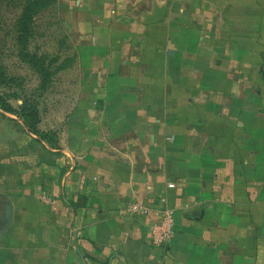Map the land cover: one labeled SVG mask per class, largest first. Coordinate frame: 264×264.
Here are the masks:
<instances>
[{
  "label": "crops",
  "instance_id": "0c3cea01",
  "mask_svg": "<svg viewBox=\"0 0 264 264\" xmlns=\"http://www.w3.org/2000/svg\"><path fill=\"white\" fill-rule=\"evenodd\" d=\"M98 4L59 146L0 158V264H264V0Z\"/></svg>",
  "mask_w": 264,
  "mask_h": 264
},
{
  "label": "rangeland",
  "instance_id": "374dc122",
  "mask_svg": "<svg viewBox=\"0 0 264 264\" xmlns=\"http://www.w3.org/2000/svg\"><path fill=\"white\" fill-rule=\"evenodd\" d=\"M25 7V0H0V69L7 76L0 90L35 99L39 104L38 128L58 140L52 128L66 115L71 84L87 68L82 65V59L88 58L84 45L91 43V37L82 34L87 20L81 14H96L100 7L98 0H55L29 20L31 33L22 32L18 25ZM20 38H25L27 45ZM26 49L45 61L49 75L25 60ZM20 103L12 101L15 107ZM23 125L16 115L0 109V158H33L34 155L38 158L39 151L42 157L49 158V149L57 148L59 140L58 146L57 142L41 141Z\"/></svg>",
  "mask_w": 264,
  "mask_h": 264
},
{
  "label": "trees",
  "instance_id": "16d2710c",
  "mask_svg": "<svg viewBox=\"0 0 264 264\" xmlns=\"http://www.w3.org/2000/svg\"><path fill=\"white\" fill-rule=\"evenodd\" d=\"M26 1V7L23 11L22 19L19 20V29L21 31L30 32L32 31L31 25L29 20H31L34 15H36L38 12L43 10L45 7L52 4L55 0H25ZM24 45H27V40H23V38L19 39ZM25 52V60L29 62L35 69H39L42 71L41 73H45L49 75L48 69L45 66V61H43L41 58H39L36 55H31L28 53L27 49L24 50ZM46 78V77H45ZM7 79L6 74L2 69H0V84L3 83ZM21 101V103L15 107L12 104V101ZM0 109L3 110L6 113H10L13 115H16L18 118H20L23 121V124L25 127L28 128V130L40 137L41 141L47 142V143H55L57 142L58 146V140L52 136L49 132H43L38 128V125L40 123V116H39V104L36 102L33 98H20L19 95L15 92L12 93H4L0 90Z\"/></svg>",
  "mask_w": 264,
  "mask_h": 264
},
{
  "label": "built area",
  "instance_id": "2783aa9c",
  "mask_svg": "<svg viewBox=\"0 0 264 264\" xmlns=\"http://www.w3.org/2000/svg\"><path fill=\"white\" fill-rule=\"evenodd\" d=\"M131 214L141 213L143 208L138 203H131L127 208ZM150 236L152 244L156 247L163 248L170 242L174 237V219L173 212L165 210L160 215L158 222L151 225Z\"/></svg>",
  "mask_w": 264,
  "mask_h": 264
},
{
  "label": "water",
  "instance_id": "95a60500",
  "mask_svg": "<svg viewBox=\"0 0 264 264\" xmlns=\"http://www.w3.org/2000/svg\"><path fill=\"white\" fill-rule=\"evenodd\" d=\"M165 17H166L165 8L156 6L153 10V13L146 17L145 22L147 24H156L163 22L165 20Z\"/></svg>",
  "mask_w": 264,
  "mask_h": 264
}]
</instances>
